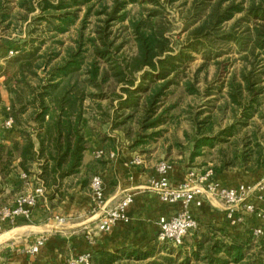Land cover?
Listing matches in <instances>:
<instances>
[{
	"label": "trees",
	"instance_id": "obj_1",
	"mask_svg": "<svg viewBox=\"0 0 264 264\" xmlns=\"http://www.w3.org/2000/svg\"><path fill=\"white\" fill-rule=\"evenodd\" d=\"M91 1L39 0L41 15L34 20L45 22L54 38L76 24L82 6L88 7L87 16ZM7 2L10 0H0V32H7L13 23L6 14ZM137 2L151 7L128 17L126 7ZM179 2L182 6L190 3L181 17L183 32L175 33L168 11ZM19 5L28 13L37 10L27 0H20ZM107 16L97 27L96 36H85L81 30L75 45L55 63L60 53L43 52L46 41L32 34L33 24L29 25L28 39L16 44V55L0 61V77H5L0 83V112L9 110L8 117L13 118L19 135L10 143L0 140V176L8 177L17 169L30 176L37 168L36 178L43 182L52 208L65 198L67 181L77 177L82 187L88 184L89 178L82 177L81 171L90 135L104 145L112 141L101 126L109 123V129L115 131L140 113L142 129L157 128L175 108L159 109L173 88L198 94L197 75L189 77L186 73L195 54L201 55L204 67L233 49L239 54L240 81L233 74L227 93L244 118L254 116L264 94V0H114ZM87 20L85 17L83 23ZM115 22H128L124 28L133 45L129 55L124 52L127 41L118 42V36L113 35ZM42 68L44 75L40 74ZM2 89L9 95L7 109ZM106 100L108 108L102 105ZM233 129L229 127L218 136H234ZM218 136L201 134L192 156L200 155L203 147L213 146ZM195 216L201 225L200 215ZM223 220H228L226 214ZM259 240L262 249L264 235ZM194 246L193 264H264L261 257L248 261V243L237 239L228 243L204 234ZM9 253L4 250L0 255L6 260ZM155 253V248L134 250L123 257L122 252L100 251L93 254L92 264H133L123 262L125 258L139 262L135 264H192L189 255L178 261L179 256L176 259L172 252L161 257Z\"/></svg>",
	"mask_w": 264,
	"mask_h": 264
},
{
	"label": "rangeland",
	"instance_id": "obj_2",
	"mask_svg": "<svg viewBox=\"0 0 264 264\" xmlns=\"http://www.w3.org/2000/svg\"><path fill=\"white\" fill-rule=\"evenodd\" d=\"M19 1L10 0V2L5 4V9L8 11L6 14L8 17H11L13 23L7 29V32H0L1 63L5 62V57H9V51H14V54L11 56L16 55L17 43L21 44L24 39H28L30 24H33L30 29L33 28L35 31L32 34L46 41L43 46L44 53L48 55H52L53 51L60 53L59 58L54 59L53 63H55L66 54L68 47L75 45V40L81 30H83L85 36H96L95 31L97 27L103 24L102 21L105 17H108L107 13L111 11L114 4V0H92L90 3L91 9L87 16L85 14L88 7L82 6L78 11L79 18L76 24L67 33L53 38L52 36L54 35L47 30L45 22L38 24L34 20V17L41 15L39 0H27L28 4L37 8L33 13H28L25 7L19 5ZM189 3L186 6H182V3L179 2L169 8L168 17L173 21L172 27L175 33L183 32L181 17H184ZM149 7L151 6H142L137 2L129 4L125 11L128 12V17H133L140 15L142 11L146 12L145 9ZM85 17H88L86 24L83 23ZM127 23L115 22L111 29L113 35L118 36V42L122 40L127 41L124 52L129 55L133 52V45L132 42H129V31L124 28ZM35 27H38V30ZM59 41L62 42L60 43ZM239 57V54L233 49L230 53L224 54L218 59H211L204 67L202 66L203 59L201 55L195 54V60L190 64L186 73L189 77L197 75L198 94H188L183 87L173 88L166 98L164 106H161L159 109L161 112L166 107L174 105L175 108L169 110L165 123L157 128L142 129L139 124L140 113L136 114L125 126L115 131L109 129V123L104 124L103 127L101 126V130L107 131L112 135H110L112 141L105 143L106 145L104 146L110 149L114 145V139L118 148L125 146L132 149L135 152V157L140 156L147 160H155L157 163L161 161L179 162L184 165L187 172L195 171L202 175L210 172L209 180L218 181L215 178L220 174H225L228 180H235V178L240 176L241 183L263 180L264 94L259 98L260 103L256 107L254 116L246 119L243 116V111L238 105L231 102L227 93L229 89L228 82L233 74L240 81L242 62ZM217 60L221 61V63L217 64ZM40 74H45V68L40 70ZM4 79V76L0 77V83ZM107 103V100L103 101V107L108 108ZM89 104L90 101H87V105ZM88 112L89 115L92 113L90 106ZM8 115L9 110L5 111L3 109L0 112V134L2 131L9 133L11 130L16 129L15 124L12 127L5 126L4 121ZM232 126L235 131L234 136L233 134L229 137L224 135L218 136L221 131L227 130ZM200 132H202L201 134L212 135L213 137L217 135L219 138H217L213 146L203 147L200 155L193 157L192 153L195 151V143L201 135ZM135 140L140 142L137 144V142H134ZM31 175L23 178L21 181L0 176V208L3 205H12L19 195L28 192L30 188L36 185V180L31 178ZM93 175L88 173L82 175L84 178H89L85 188L86 190H90V192V181ZM253 177L254 180H251ZM75 184V180L67 181L66 191ZM28 222L30 223V221ZM26 223L27 221L20 222L12 227L10 226L11 228L7 227L0 233V236L8 232L10 233L0 244V253L7 250L5 248L7 243H11L18 237H21V239L25 238L21 234L22 232L20 233L21 230L18 227ZM210 223L201 222L200 227L194 234L195 237L189 236L181 246L173 247L171 245L159 244L156 241L152 246L149 245L139 250L148 251L155 248V254L158 257L172 252L173 257H176V259L179 256L178 261H182L185 255H189L192 256L193 264L196 261L192 255L193 248L195 247L194 242L205 234L211 239H219L228 243L236 239L237 241L246 242L249 248L248 255H250V260L248 261H257L255 259L257 257H261L264 260V248H259L260 237L255 238L251 235L252 231L256 228L264 230V215H258L257 213L247 214L243 217L242 221L237 223H233L229 219L220 223L215 221L214 223L218 224V226ZM9 252L6 260L12 258L11 251ZM202 253L205 252L203 251ZM149 261L146 260L145 262ZM201 263L203 262L201 261Z\"/></svg>",
	"mask_w": 264,
	"mask_h": 264
},
{
	"label": "crops",
	"instance_id": "obj_3",
	"mask_svg": "<svg viewBox=\"0 0 264 264\" xmlns=\"http://www.w3.org/2000/svg\"><path fill=\"white\" fill-rule=\"evenodd\" d=\"M2 96L7 108L9 95L3 89ZM18 137L16 129L9 133L2 131L0 134V140L6 143H10ZM113 143L114 145L110 149H106L100 140L90 135V148L85 153L81 175L85 173L100 174L103 177L105 196L110 208L123 199L125 194L132 193L134 201L128 208L130 221L117 222L107 233L97 231L101 212L92 207L90 190L82 187L76 177L74 179L76 184L66 191L65 198L55 207H50L47 198L38 203L30 223L27 221L26 224L18 227L25 238L18 237L19 239L16 238L11 243H7L5 248L7 251H11L12 258L5 260L0 255V264H66L70 258L79 253L91 252L94 254L100 251L122 252L125 253L123 257H127L132 251L152 246L157 241L161 217L170 216L177 208V206L164 203L160 196L148 187L149 180L160 175L157 169L160 162L143 158L142 164H132L131 160L135 157V152L125 146L118 148L114 139ZM99 150L104 151L102 158L95 156V152ZM112 153L115 154L114 157H111ZM170 163L172 168L168 176L172 185L178 186L186 182L188 172L184 165L179 162ZM37 172V168H34L31 175L36 183L35 173ZM22 174L17 169L8 178L21 181L26 178ZM240 178L239 176L235 180H228L225 174H220L215 179L226 187H238L240 184H246L241 183ZM251 180H254V177ZM261 180L248 183H256ZM203 198V205L197 207L193 202L190 206L191 211L195 215H200L206 223L211 222L210 224L218 226L214 222L224 221L226 214L224 205L212 198ZM251 200L264 209V202L259 200L257 195H253ZM60 217L64 220H60ZM20 222L26 221L20 219L18 223ZM89 230L93 234H89ZM9 234L8 232L0 236V244ZM40 236L47 238L46 244L39 252L31 253L32 245ZM127 261L138 263L134 259L132 261L128 258L123 260L125 263Z\"/></svg>",
	"mask_w": 264,
	"mask_h": 264
},
{
	"label": "built area",
	"instance_id": "obj_4",
	"mask_svg": "<svg viewBox=\"0 0 264 264\" xmlns=\"http://www.w3.org/2000/svg\"><path fill=\"white\" fill-rule=\"evenodd\" d=\"M14 51H10L13 55ZM6 127H12L14 120L7 117L4 121ZM103 150L95 152L96 158H102ZM115 154L112 153L111 157ZM132 164L140 165L143 158L136 156L131 160ZM172 164L168 161H161L158 164V177L149 180L148 187L154 190L160 199L171 206H177L176 210L170 216L161 217L159 221V232L157 242L159 244H172L181 246L189 236L195 237L200 223L191 211L190 206L193 202L197 207H201L204 202L203 197H209L224 205L226 216L233 223L242 221L247 214H262L264 209L251 200L253 195H257L258 199L264 202V180L257 183L240 184L238 187H226L218 181L210 179V172L202 175L195 171L187 174V181L181 185L174 186L170 182L169 172ZM23 177H27L25 173ZM92 207L101 212L97 231L107 233L119 221L129 222L130 216L128 208L134 201L132 193L125 194L114 207H109L105 196L104 180L100 174H95L90 182ZM202 197V198H199ZM46 198V188L43 182L37 178L36 185L26 193L19 195L12 205H5L0 208V233L3 232L8 225L14 226L20 219L31 221L35 207L41 200ZM58 218V217H57ZM60 220L64 218L60 217ZM89 234H93L89 230ZM255 238L264 235L262 228H256L252 231ZM47 238L40 236L32 245L30 252L37 253L46 244ZM93 253L83 252L70 258L66 264H92Z\"/></svg>",
	"mask_w": 264,
	"mask_h": 264
}]
</instances>
